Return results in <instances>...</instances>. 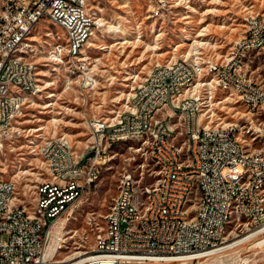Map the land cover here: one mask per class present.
I'll use <instances>...</instances> for the list:
<instances>
[{"label":"built area","instance_id":"obj_1","mask_svg":"<svg viewBox=\"0 0 264 264\" xmlns=\"http://www.w3.org/2000/svg\"><path fill=\"white\" fill-rule=\"evenodd\" d=\"M147 1L151 17H161L175 5V0ZM89 5L90 0H0V160L7 147L13 149V138L21 136L19 121L25 110L44 90L41 79L30 76V65L47 60L48 67L57 69L62 57H73L71 67L85 70L79 54H85L86 44L102 26L99 16L90 19ZM243 19L242 36L230 52L207 63L222 73V83L239 85L237 99H244L249 112L245 122L232 121V130L214 131L212 115L225 100L210 96L211 119H203L196 106L197 93L200 87L208 89L209 78L199 75L196 66L188 67L186 58L155 62L132 88L126 109L88 118L89 150L76 155L69 140L57 142V136H44L39 150L27 148L47 170L36 187L35 212L27 211L15 182L0 177V264H65L52 258V240L60 220L98 178L105 161L103 140L110 144L134 135L140 145L144 131L152 132V144L144 153L156 158V179L138 188L126 173L121 193L112 198L117 210L110 224H104L94 249L76 264L193 263L229 242L222 227L236 226L238 233L264 229V144L252 143V135L264 134V117H259L264 81L249 70L252 55L264 59V16L250 3ZM54 39L70 40L68 52L59 47L48 53ZM29 41H36L33 54H25ZM14 48L22 50L20 60H12ZM244 51H251V58H244ZM41 53L44 58L36 60ZM82 74L87 78L83 88H92L93 77ZM20 84H27L28 92L12 97ZM169 86H176V95H168ZM133 89L141 90L140 99H133ZM186 92H194V99H186ZM171 107H179V115H172ZM134 111H141V118H134ZM233 137L242 138L245 155H238ZM176 138L186 140V147L176 146ZM65 152H72V159H65ZM178 153L186 154L188 168L177 166ZM197 187L206 188L204 198H196ZM140 189H147L151 205L141 204ZM131 199H138L139 207H131ZM8 204H15V215H3ZM196 205L205 206L203 216H195ZM226 213L235 214L236 223L226 222Z\"/></svg>","mask_w":264,"mask_h":264},{"label":"rangeland","instance_id":"obj_2","mask_svg":"<svg viewBox=\"0 0 264 264\" xmlns=\"http://www.w3.org/2000/svg\"><path fill=\"white\" fill-rule=\"evenodd\" d=\"M250 3L264 16V0H189L188 4L175 0V5L161 17L149 16L147 0H90V14L99 16L103 24L85 46V70L67 69L65 57L60 68L52 69L47 60H39L44 53L37 55L35 75L43 82L44 90L40 97L32 99L20 118L21 136L13 139V149L7 147L0 160V177L13 180L19 199L27 204V209H33L36 187L46 178L47 170L27 148L39 150L44 136H57L66 137L76 155L89 150V117L106 118L126 109L132 88L155 62L179 57H225L242 36L243 17ZM64 41L50 40L47 52ZM30 42L36 48V41ZM249 70L264 81L262 57L252 55ZM82 73L93 77L92 88H83L87 78ZM213 96L225 100L217 105L220 110L212 115L214 122H245L248 109L234 93L217 90ZM210 109L205 111V119H211ZM103 145L105 161L100 163L98 178L85 189L72 212L64 215L58 243L61 247L54 257L57 261H76L79 254L94 249L96 235L105 224L104 217L124 174H132L138 188L156 179L152 160L135 140L110 144L103 140ZM236 228L231 226L228 230L229 239L243 234ZM191 264H264V234Z\"/></svg>","mask_w":264,"mask_h":264},{"label":"bare ground","instance_id":"obj_3","mask_svg":"<svg viewBox=\"0 0 264 264\" xmlns=\"http://www.w3.org/2000/svg\"><path fill=\"white\" fill-rule=\"evenodd\" d=\"M249 8V7H248ZM90 19H97L90 14ZM103 24V23H102ZM245 25H243L244 27ZM61 47V52H68L70 48V40L65 39L64 42H57L51 48L50 53H55ZM33 50V44L29 41V47H25V54H31ZM11 58L12 60H20L22 58V50L21 48H14L11 51ZM244 58H251V51H244ZM65 61L67 62V69H74L71 67L73 64V57H65ZM87 57L82 54H79V62H86ZM199 69V75H205V78H209L208 81V89L207 87H200V93H197L196 98V106L198 113L200 116L206 114V110L210 109L211 100L210 96L214 95V92L217 90L226 91L229 93H234L236 97L239 95V85L236 82H226L222 83V73L216 72V69H209V63H207V59H188V67H195ZM76 70L80 71V67H75ZM75 71V70H74ZM72 71L71 73H74ZM41 74V73H40ZM30 76L36 78L35 75V66L30 65ZM20 92H28V85L27 84H20V90H12V97H20ZM168 95H176V86H169L168 87ZM141 97V90L140 89H133V99H140ZM186 99H194V92H186ZM237 99V98H236ZM244 105V99H237ZM171 114L172 115H179V107H171ZM259 117H264V110H259ZM134 118H141V111H134ZM203 119H205L203 117ZM210 119V118H208ZM212 124L214 125V131L216 132H225L227 130H232V123L231 122H214L212 120ZM14 137L13 139H15ZM122 140H135L134 135H125L123 136ZM57 142H65V137H57ZM252 143L257 144H264V134H254L252 135ZM152 144V132L151 131H144L143 132V140L140 142V145L146 149L148 152L150 149V145ZM233 144L238 145V155H245V143H242V138L240 137H233ZM176 146L178 147H186V140L183 138H176ZM65 159H72V152H65ZM154 165H156V158H150ZM177 166L181 168H188V161L185 153H178L177 154ZM124 174L121 180H124ZM121 180L118 187L117 193H121ZM206 195V188L204 187H197L196 189V198H204ZM140 196H141V204L143 205H151V197L147 196V189H140ZM131 207H139V200L138 199H131ZM117 210V199H112V202L109 206L108 212L106 213L104 220L105 224H110L112 211ZM28 212H35V205L33 209L29 210ZM16 214V207L15 204H8L5 205L3 208V215H15ZM205 214V206L204 205H196L195 208V216H203ZM66 218L60 220L59 227L57 230L56 235H54L52 240V258L55 257L58 249L61 247L58 245V240L60 239L59 235L64 228ZM225 221L229 223H236V216L233 213H226L225 214ZM228 227H222V234H228ZM264 231V229L258 232H245L243 234H236L237 238L229 239V242L223 246L220 250L214 251L209 256L200 257L197 261L201 259H206L211 257L215 254L220 252L226 251L231 249L237 245L243 244L247 240L257 238L261 235H258L259 232ZM245 235L243 237H239ZM86 253V252H85ZM79 258L77 260L82 259V254H79ZM77 257V256H76ZM75 258H68L67 261H59L57 263H65V264H76L77 262L74 261ZM183 264H191L190 261L184 262Z\"/></svg>","mask_w":264,"mask_h":264}]
</instances>
